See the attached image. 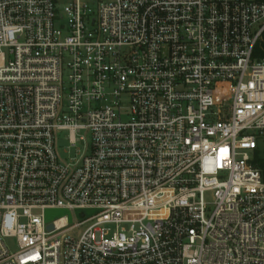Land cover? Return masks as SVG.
<instances>
[{"label":"built area","instance_id":"built-area-1","mask_svg":"<svg viewBox=\"0 0 264 264\" xmlns=\"http://www.w3.org/2000/svg\"><path fill=\"white\" fill-rule=\"evenodd\" d=\"M0 264H264V0H0Z\"/></svg>","mask_w":264,"mask_h":264},{"label":"rangeland","instance_id":"rangeland-1","mask_svg":"<svg viewBox=\"0 0 264 264\" xmlns=\"http://www.w3.org/2000/svg\"><path fill=\"white\" fill-rule=\"evenodd\" d=\"M258 51H263L262 45L257 46ZM81 136H84V140L80 139ZM75 138L77 139L76 144L72 145V143L69 140V132L63 131L59 134V140H58V148H59V154L62 159L66 161H71L79 156L77 154V150L80 152L83 150V147L87 143V145L90 144L89 140V134L85 131H80L75 133ZM208 200H211V196H207ZM80 210L71 211L69 209L64 208H53V209H47L46 210V219L48 221H52L53 219H56L58 217H61L63 215H68L71 219L74 217V213L80 214ZM87 215L92 213V210L88 209L85 211ZM8 244L11 245L13 249H16V245L14 241H8Z\"/></svg>","mask_w":264,"mask_h":264},{"label":"water","instance_id":"water-1","mask_svg":"<svg viewBox=\"0 0 264 264\" xmlns=\"http://www.w3.org/2000/svg\"><path fill=\"white\" fill-rule=\"evenodd\" d=\"M48 228L51 230V229H53V226L52 225H49Z\"/></svg>","mask_w":264,"mask_h":264}]
</instances>
